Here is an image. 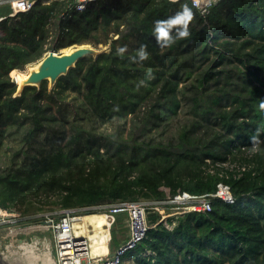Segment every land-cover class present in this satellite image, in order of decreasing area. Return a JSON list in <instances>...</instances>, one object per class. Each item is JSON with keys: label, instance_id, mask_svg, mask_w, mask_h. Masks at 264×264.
<instances>
[{"label": "trees", "instance_id": "trees-1", "mask_svg": "<svg viewBox=\"0 0 264 264\" xmlns=\"http://www.w3.org/2000/svg\"><path fill=\"white\" fill-rule=\"evenodd\" d=\"M74 1L39 0L14 16L9 2L0 3V149L12 129H23L28 143L49 126L68 137L34 156L25 175L0 173V207L38 200L79 209L103 199L207 195L210 210H189L173 228L151 221L123 262L264 264V0H217L205 14L192 0ZM185 5L192 12L189 36L171 46L158 42L156 22ZM52 34L54 51L111 43L81 58L53 88L44 80L16 95L11 71L41 59ZM141 46L148 53L143 61ZM183 82L193 105L179 142L141 139L150 121L179 111ZM68 90L82 95L89 119L131 120L127 134L97 133L72 120L63 106ZM67 140L77 146H65ZM124 215L112 226V247L126 229Z\"/></svg>", "mask_w": 264, "mask_h": 264}, {"label": "built area", "instance_id": "built-area-1", "mask_svg": "<svg viewBox=\"0 0 264 264\" xmlns=\"http://www.w3.org/2000/svg\"><path fill=\"white\" fill-rule=\"evenodd\" d=\"M39 0H0L9 2L12 5V11L9 16L17 15L21 11H27ZM50 2L51 0H42ZM88 0H75L71 2L72 6L76 3H86ZM177 1V0H175ZM193 4L202 12L208 13L211 6L217 0H192ZM4 17H1L3 19ZM212 207L211 198L207 195H182L171 196L169 193L163 199H154L151 201L124 200L119 202H102L95 206L83 208H65L42 212L37 215V220H27L28 217H19L17 213L10 212L9 209L0 207V230L19 228L29 225H42V230L52 232V241L54 243V261L55 264H122L125 253L146 236L151 221L149 214L155 215L156 223H163L168 228H173L177 224V217L183 215L189 210H210ZM89 209H95L96 212H90ZM84 213H103L107 216H113L109 223V239L111 236V227L118 214L124 213L128 227V238L123 241L110 256L112 246L107 253L94 254L91 247V239L88 232L93 230L83 229L76 232L75 223L80 220ZM93 227V226H92ZM89 230V231H88ZM112 242V241H111Z\"/></svg>", "mask_w": 264, "mask_h": 264}, {"label": "rangeland", "instance_id": "rangeland-1", "mask_svg": "<svg viewBox=\"0 0 264 264\" xmlns=\"http://www.w3.org/2000/svg\"><path fill=\"white\" fill-rule=\"evenodd\" d=\"M6 8L9 7L2 8L3 12L7 11ZM53 36H54L53 34L50 36V41L48 43L49 50L46 53H48L50 50H53V45H54ZM117 36L118 34L114 35V37ZM110 43L111 42L105 45L107 51L110 48ZM67 48L69 47L58 48L57 52L58 53L64 52L66 51ZM31 64L33 65V63ZM31 64L27 65L25 69H22V71L24 72L29 71V67H31ZM10 75L13 79L14 77L12 76L11 73ZM187 86H189L188 82H183L180 85V90H181L180 95L182 97V102L179 111L175 114L169 113L168 116L163 119H158L156 124L154 121H150L148 126H146V130H144V133H142L141 139H147V140L150 139L154 142H165V143L169 141H172L174 143L179 142L180 133L184 124L188 123V121L192 119V115L189 112L193 105V101L189 99L192 92L188 90ZM48 87L49 89H51L49 82H48ZM63 106L66 113L70 116L72 120L77 117L76 119L80 120L82 123H84L85 121L86 125L88 127H91L92 130L97 133H103V134L121 133L124 136L128 132L126 128L131 126L132 123L130 119H128L130 121L127 123V119L121 117H116L107 121H99L96 119L87 118L86 115H87L88 107L84 103L82 95L77 91H73V90L67 91V96L63 100ZM58 129L61 130L62 127L57 128L55 126L52 127L49 126L39 131L35 139L31 143H28L27 141L24 140L23 136L25 132L23 129L22 130L12 129L11 132L5 137L4 144L0 149V173H5L9 170H16L18 173L25 175L27 173L28 168L35 160L34 156L37 155L39 158L41 157V154L43 152H47L57 148L61 141L60 137L63 138L64 140L68 138L65 137V134L61 133V131H59ZM70 133L71 134L75 133V131H71ZM73 145L74 142H72V140H67L65 144V146L68 147ZM76 146L77 144L75 143V146L73 147ZM230 164L231 163L227 162V165ZM210 167H214V164L211 161H210V166H208V169H210ZM210 170H215V169L212 168ZM55 197L56 195H53L51 199L54 200ZM143 199L148 201L154 200L153 198H143ZM41 204L42 203L39 202L38 200H32V202H27V204L22 206H17L9 211L13 213H17L19 217L26 218L29 215V219H33V218H37V215L42 212L60 209L56 203H48L46 205H41ZM40 208H44L45 210L40 211ZM125 220H126V216L124 217L123 223ZM119 226H121V224ZM40 233L43 237L49 238V240H51V245L52 246L54 245L52 241V232L50 230H46L45 232H41L39 230H33L29 232L28 234L29 241L31 242L32 238H35V235ZM3 234L5 236L4 244H3L4 253L5 252L9 253L7 247L11 243L9 238L6 237V233ZM111 236H112V227H111ZM131 259L132 258H130V260ZM127 262H129L128 258L124 260L123 264H126Z\"/></svg>", "mask_w": 264, "mask_h": 264}, {"label": "water", "instance_id": "water-1", "mask_svg": "<svg viewBox=\"0 0 264 264\" xmlns=\"http://www.w3.org/2000/svg\"><path fill=\"white\" fill-rule=\"evenodd\" d=\"M107 51L106 46L101 45L99 47H95L91 44H74L72 45V48L68 52H61L58 53L54 50H50L48 53H46L39 61L37 64V67H34L31 65V71L27 75L26 78L22 79L20 83H17V92L16 95H19L23 92L24 88L27 85H36L37 87H41L42 82L44 80H48L50 83V88H53L54 85L56 84L58 78L62 75H65L68 73L69 69L71 67H74L77 62L85 57L86 55H93L94 57L98 56L99 54ZM101 202H110V199H103ZM91 213H84V215H88ZM148 218L150 221L155 219V215L149 214ZM42 226V225H40ZM29 226H22L19 228H13V229H6V230H0V252H4V234L6 233V237L9 238L10 243H21L22 241L28 240V234L29 232L33 231L32 229L29 230L27 229ZM43 227H38L37 230L41 232H45V230H42ZM76 228V224H75ZM82 231V230H77L76 232ZM89 231V230H88ZM93 233V232H92ZM91 231L88 232V235L91 238ZM38 238H47L43 237L40 234H36L35 237ZM32 238V241L33 242ZM111 246V241L109 244V248ZM51 254L52 257L54 258L55 255L53 253V247L51 246ZM100 252H96L94 254H97ZM114 252L112 251L110 253V256H113Z\"/></svg>", "mask_w": 264, "mask_h": 264}, {"label": "bare ground", "instance_id": "bare-ground-1", "mask_svg": "<svg viewBox=\"0 0 264 264\" xmlns=\"http://www.w3.org/2000/svg\"><path fill=\"white\" fill-rule=\"evenodd\" d=\"M71 48L72 46L67 48L64 52L70 51ZM37 64L38 61L33 62L34 67H37ZM30 71L31 67H29V71L26 72L20 69H13L11 71V74L14 77L13 79L17 83H20L22 79L27 77ZM91 216L92 215L90 214L83 215L80 220L75 223L77 230H83V228L85 229L89 221H91ZM38 227L43 226L30 225V227H28L27 229L37 230ZM51 246V240H49V238H38L37 236L35 237V239H33V242H30L28 240L22 241L21 243L12 242L7 247L9 253L0 252V264H55L54 258L51 254ZM91 247L93 253H96L95 249L93 248L92 241Z\"/></svg>", "mask_w": 264, "mask_h": 264}, {"label": "clouds", "instance_id": "clouds-1", "mask_svg": "<svg viewBox=\"0 0 264 264\" xmlns=\"http://www.w3.org/2000/svg\"><path fill=\"white\" fill-rule=\"evenodd\" d=\"M175 2V0H173ZM192 20V12L185 5L183 6L182 11L178 12L174 17L169 18L166 21H157L156 26L154 28V34L158 42H163V45L171 46L172 43H175L176 39H183L189 36L188 25ZM179 26V27H177ZM176 29V36L173 37L170 33L173 29ZM125 51L124 48L119 49V52L123 53ZM139 60L143 61L148 58V53L145 51L144 46H141V49L138 53ZM135 60L136 57H133ZM143 83V82H141ZM261 110H264V100H261L259 105ZM253 143L257 142V137L253 136Z\"/></svg>", "mask_w": 264, "mask_h": 264}, {"label": "crops", "instance_id": "crops-1", "mask_svg": "<svg viewBox=\"0 0 264 264\" xmlns=\"http://www.w3.org/2000/svg\"><path fill=\"white\" fill-rule=\"evenodd\" d=\"M90 215H92L90 219L91 221H89L85 229L88 228L89 230H93V233L91 232L93 248L95 249V252L107 253L109 250V223L112 221L113 216H107L103 213H91ZM124 226L126 229L119 235V238L115 241L116 243H113L111 252L128 238L126 220L124 221Z\"/></svg>", "mask_w": 264, "mask_h": 264}]
</instances>
